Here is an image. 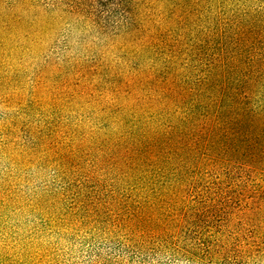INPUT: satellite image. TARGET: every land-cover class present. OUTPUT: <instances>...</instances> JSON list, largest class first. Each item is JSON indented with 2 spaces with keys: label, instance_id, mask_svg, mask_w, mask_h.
<instances>
[{
  "label": "trees",
  "instance_id": "1",
  "mask_svg": "<svg viewBox=\"0 0 264 264\" xmlns=\"http://www.w3.org/2000/svg\"><path fill=\"white\" fill-rule=\"evenodd\" d=\"M264 257V0H0V264Z\"/></svg>",
  "mask_w": 264,
  "mask_h": 264
},
{
  "label": "rangeland",
  "instance_id": "2",
  "mask_svg": "<svg viewBox=\"0 0 264 264\" xmlns=\"http://www.w3.org/2000/svg\"><path fill=\"white\" fill-rule=\"evenodd\" d=\"M250 264H264V257H258Z\"/></svg>",
  "mask_w": 264,
  "mask_h": 264
}]
</instances>
